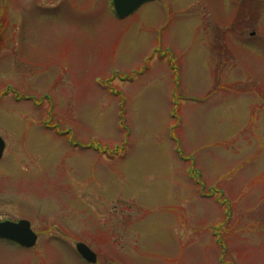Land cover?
Masks as SVG:
<instances>
[{"label": "rangeland", "instance_id": "rangeland-1", "mask_svg": "<svg viewBox=\"0 0 264 264\" xmlns=\"http://www.w3.org/2000/svg\"><path fill=\"white\" fill-rule=\"evenodd\" d=\"M0 138V264H264V0H0Z\"/></svg>", "mask_w": 264, "mask_h": 264}, {"label": "water", "instance_id": "water-1", "mask_svg": "<svg viewBox=\"0 0 264 264\" xmlns=\"http://www.w3.org/2000/svg\"><path fill=\"white\" fill-rule=\"evenodd\" d=\"M155 0H113L115 13L119 19H125L135 13L143 5ZM5 144L0 138V159L3 156ZM0 239L11 241L25 248L35 246L37 236L31 231L30 224L26 221L15 223H0ZM77 252L88 263H95L96 256L84 244L76 245Z\"/></svg>", "mask_w": 264, "mask_h": 264}, {"label": "flooded vegetation", "instance_id": "flooded-vegetation-1", "mask_svg": "<svg viewBox=\"0 0 264 264\" xmlns=\"http://www.w3.org/2000/svg\"><path fill=\"white\" fill-rule=\"evenodd\" d=\"M4 221H6V220H4Z\"/></svg>", "mask_w": 264, "mask_h": 264}]
</instances>
